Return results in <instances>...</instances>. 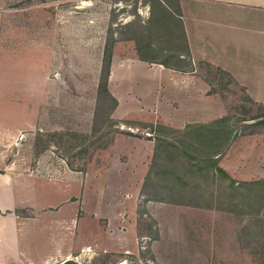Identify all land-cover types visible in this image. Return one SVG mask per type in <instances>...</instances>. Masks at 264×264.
Returning <instances> with one entry per match:
<instances>
[{"label": "crops", "instance_id": "crops-1", "mask_svg": "<svg viewBox=\"0 0 264 264\" xmlns=\"http://www.w3.org/2000/svg\"><path fill=\"white\" fill-rule=\"evenodd\" d=\"M6 2L0 0V145H25L33 136L38 141L47 129L68 137L76 110L59 67V48L23 31L4 32ZM167 7L180 25L182 51L175 62L164 61L141 57L126 42L131 50L112 58L108 90L117 106L110 119L129 121L130 133L114 135L98 167L60 166L44 153L50 147L38 151L31 168L0 155V264H67L75 253L89 255L91 239L82 236L91 220L106 229L103 253L136 255L140 204L170 205L143 195L155 183L157 126L185 131L225 116L221 94L199 71L201 64L223 72L264 106V0H175ZM95 112L96 105L88 112L91 126ZM133 128L147 138L136 137ZM246 143L234 140L224 154L210 157L233 180H264V153L248 163L241 153ZM129 229L130 238L124 234ZM111 230L120 232L115 242Z\"/></svg>", "mask_w": 264, "mask_h": 264}, {"label": "rangeland", "instance_id": "rangeland-1", "mask_svg": "<svg viewBox=\"0 0 264 264\" xmlns=\"http://www.w3.org/2000/svg\"><path fill=\"white\" fill-rule=\"evenodd\" d=\"M174 1L7 0L4 32L23 31L47 46L53 41L59 48L64 80L73 90L76 112L68 137L66 131L46 128L49 131L38 141L33 136L25 145H0V155L6 161H17L20 167L31 168L38 151L50 147L44 153L53 154V163L60 166L74 170L98 167V156L106 155L114 135L130 133L129 121L110 120L113 102L102 86L109 62L116 55L127 54L131 43L141 57L175 62L183 44L180 25L167 7ZM198 68L221 94L226 113L215 123L185 131L157 126L159 156L152 166L155 183L143 195L154 201L167 200L170 205L140 204L136 224L139 238L133 245L136 255L103 253L106 229L89 221L82 237L85 241L90 237L92 252L85 256L75 253L73 262L264 263V180H233L210 157L216 152L224 154L240 138L248 141L241 150L248 156V163L264 153V106L245 96L223 72L205 64ZM135 89L138 96L141 90ZM44 100V104L51 103L50 98ZM95 105L91 126L88 112L95 110ZM133 131L136 137L147 138L145 131ZM46 162L50 163V158ZM133 232L129 229L124 234L130 238ZM111 234L113 242L120 236L117 230H111Z\"/></svg>", "mask_w": 264, "mask_h": 264}, {"label": "trees", "instance_id": "trees-1", "mask_svg": "<svg viewBox=\"0 0 264 264\" xmlns=\"http://www.w3.org/2000/svg\"><path fill=\"white\" fill-rule=\"evenodd\" d=\"M112 62V61H111ZM111 62H109V65L106 69V72H105V79L103 81V87H104V92L108 94V96H110L112 102H113V106H112V109L110 111V114L111 112L114 110V108L117 106V102L116 100L112 97V95L110 94L109 90H108V76H109V71H110V65H111ZM111 120V119H110ZM217 162V161H216ZM247 185H250V184H247ZM67 264H77L75 262H68Z\"/></svg>", "mask_w": 264, "mask_h": 264}, {"label": "water", "instance_id": "water-1", "mask_svg": "<svg viewBox=\"0 0 264 264\" xmlns=\"http://www.w3.org/2000/svg\"><path fill=\"white\" fill-rule=\"evenodd\" d=\"M66 262H64V264H65Z\"/></svg>", "mask_w": 264, "mask_h": 264}]
</instances>
